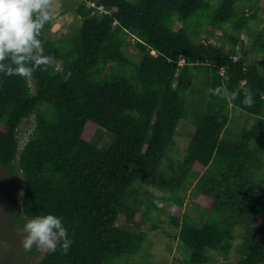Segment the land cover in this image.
Listing matches in <instances>:
<instances>
[{
	"label": "trees",
	"instance_id": "16d2710c",
	"mask_svg": "<svg viewBox=\"0 0 264 264\" xmlns=\"http://www.w3.org/2000/svg\"><path fill=\"white\" fill-rule=\"evenodd\" d=\"M252 1L84 0L76 50L68 40L45 38L54 68L27 79L0 74V167L10 173L14 207L28 218L61 217L73 240L67 255L45 252L34 264H114L134 257L146 235L123 225L134 217L127 209L140 193L145 214H157L160 204L169 209L185 263L209 264V252L228 255L245 216L252 222L235 264H264V170L257 180L248 177L264 154V73L237 53L239 38L197 40L203 23L229 22L241 31L248 18L242 13L235 21L238 2L264 13V0ZM175 20L180 27H173ZM127 34L134 37L136 61L123 52ZM261 49L264 54V42ZM200 64L210 68L209 89L226 85L241 88V95L229 104L207 94L191 139L173 160L192 69ZM244 86L255 97L251 108L241 103ZM231 110L255 118L238 142L227 129ZM31 116L33 130L19 147L20 123ZM96 129L113 135L108 145L91 142ZM166 161L173 177L163 175ZM201 176L193 217L183 211L181 188ZM143 185L161 194L140 192Z\"/></svg>",
	"mask_w": 264,
	"mask_h": 264
},
{
	"label": "rangeland",
	"instance_id": "374dc122",
	"mask_svg": "<svg viewBox=\"0 0 264 264\" xmlns=\"http://www.w3.org/2000/svg\"><path fill=\"white\" fill-rule=\"evenodd\" d=\"M84 0H54L53 8L50 11L51 19L45 25L41 39L53 38L61 41H67L66 44L70 49L76 50L78 47V30L81 19L77 14L79 5ZM218 0H211L215 5ZM256 4V0L251 3ZM250 4V5H251ZM235 10L237 15L235 21L245 14L248 18V24L241 30L237 31L233 23L218 24L210 26L205 23L201 25L198 41L210 42L217 44L227 37L239 38L237 53L245 59L246 63L256 64L260 71L264 73V54L261 45L264 42V13L255 11L248 7L247 4L238 2ZM202 20V18H201ZM181 23L175 20L174 28L180 27ZM123 52L133 61L138 60L139 52L135 46L134 37L125 35ZM57 65V64H56ZM210 68L207 65L200 64L192 69L191 87L185 94V112L183 118L178 122L175 141L177 146L171 152L172 159L180 157L182 151L186 148L192 134L195 130L196 121L199 119L201 112L204 110L208 89H209ZM32 87V83L30 82ZM254 117H248L239 110H231V120L227 127L229 138L233 142L240 140V132L243 128H250L254 122ZM34 127V117L23 120L19 126L18 144L22 147L28 140ZM113 135L103 129H96L91 137V142L98 147L108 145ZM253 146V142L251 143ZM260 163L256 165L248 177L257 180L264 170V154L259 156ZM169 163L166 161L162 164L163 175L167 178L173 177ZM203 177L197 181L184 184L181 188L186 194V203L183 211L189 216L197 217L196 198L202 186ZM18 189H22L19 181ZM140 192H147L151 195L158 196L161 190L155 186L143 185L138 189ZM12 182L10 173L6 168L0 167V264H34L40 260L45 252L37 249L25 251L21 245L20 229L28 217L21 213V207L17 205L20 212L18 215L12 198ZM137 203L128 208L129 213L134 215L123 227L136 233L144 232L146 239L142 249L138 254L131 258H123L114 264H173L174 262H186L185 250L181 247L178 240V231L171 228L168 222L169 209L160 204V211L155 214L149 211L145 214L144 206L141 199L144 196L140 193L137 196ZM137 218V219H134ZM240 225L234 229V241L231 250L226 256L210 253L209 264H235L239 260V248L242 246V235L250 226L252 219L250 217H241Z\"/></svg>",
	"mask_w": 264,
	"mask_h": 264
},
{
	"label": "clouds",
	"instance_id": "9594fccd",
	"mask_svg": "<svg viewBox=\"0 0 264 264\" xmlns=\"http://www.w3.org/2000/svg\"><path fill=\"white\" fill-rule=\"evenodd\" d=\"M54 0H0V74L27 79L36 71L55 67V58L45 54L41 39L50 21ZM182 65V60L179 62ZM60 71H63L62 69ZM71 72L66 77L70 78ZM210 96L232 104L241 95V88L229 90L226 85L207 90ZM241 103L248 108L255 104L251 88H242ZM21 245L25 251H60L67 255L73 240L63 219L53 214L36 215L26 219L20 229Z\"/></svg>",
	"mask_w": 264,
	"mask_h": 264
},
{
	"label": "built area",
	"instance_id": "2783aa9c",
	"mask_svg": "<svg viewBox=\"0 0 264 264\" xmlns=\"http://www.w3.org/2000/svg\"><path fill=\"white\" fill-rule=\"evenodd\" d=\"M223 68H221V70H222Z\"/></svg>",
	"mask_w": 264,
	"mask_h": 264
}]
</instances>
